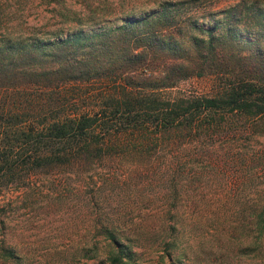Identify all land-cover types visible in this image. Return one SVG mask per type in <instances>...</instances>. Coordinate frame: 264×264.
I'll use <instances>...</instances> for the list:
<instances>
[{
  "label": "trees",
  "instance_id": "obj_1",
  "mask_svg": "<svg viewBox=\"0 0 264 264\" xmlns=\"http://www.w3.org/2000/svg\"><path fill=\"white\" fill-rule=\"evenodd\" d=\"M184 3H161L101 31L1 40L0 192L37 172L88 171L107 155L139 154L152 143L153 153L165 151L177 166L174 181L205 145L264 129V0H239L212 24L182 13ZM205 76L218 79L208 96L166 92ZM108 223L94 228L85 257L102 251L109 264H136L125 243L137 242L135 231ZM251 224L264 240V201ZM165 253L172 261L173 252Z\"/></svg>",
  "mask_w": 264,
  "mask_h": 264
},
{
  "label": "rangeland",
  "instance_id": "obj_2",
  "mask_svg": "<svg viewBox=\"0 0 264 264\" xmlns=\"http://www.w3.org/2000/svg\"><path fill=\"white\" fill-rule=\"evenodd\" d=\"M170 1L185 2L182 13L212 24L239 0H0V42L101 31ZM217 84L215 76L191 77L166 92L208 96ZM153 145H142L139 154L107 155L88 171L37 172L25 186L1 191L0 264H109L102 251L85 257L94 228L109 220L135 231L137 242L125 243L134 246L136 264H264V240L251 224L264 201V129L205 145L199 161L185 164L174 181L177 166L165 151L153 153Z\"/></svg>",
  "mask_w": 264,
  "mask_h": 264
}]
</instances>
